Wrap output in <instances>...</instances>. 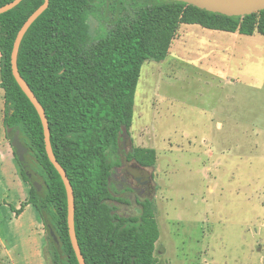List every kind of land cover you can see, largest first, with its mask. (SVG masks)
I'll return each instance as SVG.
<instances>
[{
	"label": "trees",
	"instance_id": "16d2710c",
	"mask_svg": "<svg viewBox=\"0 0 264 264\" xmlns=\"http://www.w3.org/2000/svg\"><path fill=\"white\" fill-rule=\"evenodd\" d=\"M12 1L0 0V7ZM108 1L49 0L21 41L17 68L44 109L52 152L73 189L74 228L85 264H156L154 203L140 202L139 215L128 217L115 214L111 204L110 176L119 162L123 128L129 134L142 65L164 61L180 25L264 37V10L227 17L180 2L144 0L131 11L122 6L117 16L110 8L109 21L104 12ZM42 3L23 0L0 15L3 123L7 139L20 132L30 158L28 171L42 184L39 194L14 154L30 187L29 204L58 238L59 248L46 238L51 263L78 264L68 234L63 182L47 158L40 119L11 71L16 35ZM121 3L116 0L115 5ZM101 4L109 26L94 39L89 19ZM125 157L146 168L156 164V153L149 148L132 147Z\"/></svg>",
	"mask_w": 264,
	"mask_h": 264
},
{
	"label": "rangeland",
	"instance_id": "374dc122",
	"mask_svg": "<svg viewBox=\"0 0 264 264\" xmlns=\"http://www.w3.org/2000/svg\"><path fill=\"white\" fill-rule=\"evenodd\" d=\"M120 1L90 16L94 39L109 26L103 11L111 21L144 0ZM256 38L180 25L164 61L142 65L120 146L156 151V264H264V37ZM44 257L52 264L48 240Z\"/></svg>",
	"mask_w": 264,
	"mask_h": 264
},
{
	"label": "crops",
	"instance_id": "0c3cea01",
	"mask_svg": "<svg viewBox=\"0 0 264 264\" xmlns=\"http://www.w3.org/2000/svg\"><path fill=\"white\" fill-rule=\"evenodd\" d=\"M228 34L237 39L245 36ZM257 35L248 37L258 39ZM4 112V91L0 87V264H46L45 226L38 211L28 202L30 187L20 175L12 146L6 137Z\"/></svg>",
	"mask_w": 264,
	"mask_h": 264
},
{
	"label": "water",
	"instance_id": "95a60500",
	"mask_svg": "<svg viewBox=\"0 0 264 264\" xmlns=\"http://www.w3.org/2000/svg\"><path fill=\"white\" fill-rule=\"evenodd\" d=\"M23 0H13L12 2L0 7V15L13 9ZM172 2H180L187 5L194 6L200 10H204L214 14H220L227 17H244L249 16L251 14L260 12L264 10V0H167ZM49 0H43V3L27 18V20L23 23L22 27L18 31L16 38L13 43V48L11 52V71L12 75L30 101L32 106L34 107L41 125L43 129V137H44V145L45 152L49 162L53 165L57 173L59 174L66 193L67 199V226H68V234L72 249L74 251L75 257L77 259L78 264H85L84 258L80 252V248L78 246V242L76 239L75 228H74V195L71 184L66 176L65 171L56 161L54 154L52 152L51 144H50V130L48 126V122L44 113V109L30 90L27 83L20 76L17 68V56L21 41L29 29V27L33 24V22L47 9ZM123 135H126V130L123 128ZM9 142L12 146L13 152L18 163L23 168L31 186L40 194L42 193V184L34 178V175L28 171L29 163L25 160V155L28 154L27 148L24 146L21 138L20 132L15 131L13 134L9 136ZM46 236L50 238V240L59 248V241L56 236V233L52 226L49 223L45 224Z\"/></svg>",
	"mask_w": 264,
	"mask_h": 264
},
{
	"label": "flooded vegetation",
	"instance_id": "af4514ba",
	"mask_svg": "<svg viewBox=\"0 0 264 264\" xmlns=\"http://www.w3.org/2000/svg\"><path fill=\"white\" fill-rule=\"evenodd\" d=\"M127 147L126 142H122L121 149L123 154L120 155L118 165L113 168L110 176V184L111 182L115 183L116 181L119 183V185L115 188L117 195H113L112 193V205L115 210L119 207V204L123 205L122 210L126 215L124 217L130 216L128 214L129 210L126 206L132 205V198L140 210V202L151 200L150 196L155 191L152 174L148 172V168L142 167L134 160H130L125 157V154L132 149L127 150ZM28 159H30L29 155L26 154L25 160L29 161ZM142 196L144 199L140 200L139 198Z\"/></svg>",
	"mask_w": 264,
	"mask_h": 264
}]
</instances>
